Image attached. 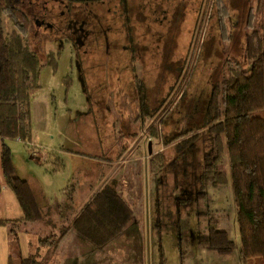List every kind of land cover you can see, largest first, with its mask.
Wrapping results in <instances>:
<instances>
[{"label": "rangeland", "instance_id": "obj_1", "mask_svg": "<svg viewBox=\"0 0 264 264\" xmlns=\"http://www.w3.org/2000/svg\"><path fill=\"white\" fill-rule=\"evenodd\" d=\"M176 20L173 29H160L162 39L135 47L134 58L133 47L121 45L78 57L32 27L22 32L44 67L31 97L32 140H6L17 175L32 182L39 202L77 204L114 176L109 182L134 209L130 232L91 252L96 264H250L241 257L228 151L218 166L225 181L216 184L205 174L216 159L213 133L202 128L193 137L188 130L203 125L228 63L251 69L247 37L264 31V0H188ZM13 29L7 18L6 32ZM176 134L178 142L164 143ZM211 228L229 233L235 250L201 245ZM19 233L12 240L21 256L41 252L45 262L39 233Z\"/></svg>", "mask_w": 264, "mask_h": 264}, {"label": "trees", "instance_id": "obj_2", "mask_svg": "<svg viewBox=\"0 0 264 264\" xmlns=\"http://www.w3.org/2000/svg\"><path fill=\"white\" fill-rule=\"evenodd\" d=\"M15 29L7 33L5 20ZM30 27V19L14 0H0V140L1 167L8 186L15 192L24 211L20 221L34 222L45 216L29 182L16 173L13 152L8 139L32 140L31 97L41 87L44 63L31 49L22 32ZM247 54L251 69L239 61L228 63L225 74L216 82L208 101L202 126L189 129L194 137L204 128L216 142V159L206 167V179L225 181L219 163L228 151L232 184L241 235V257L245 263L264 264V31H252L247 37ZM158 133V130H153ZM186 133V131L184 132ZM178 134L164 143L178 142ZM134 209L114 186L106 184L73 221V228L84 240L103 247L119 237L131 224ZM11 221L14 225L20 222ZM7 221L0 220V223ZM16 232L15 227L11 229ZM18 235L17 233H14ZM54 246L52 237L42 239ZM204 247L227 254L235 250V242L224 230L211 228L201 234ZM47 246V245H46ZM56 246V245H55ZM19 246L13 249L9 264H46L42 253L21 256ZM14 254H18L16 260Z\"/></svg>", "mask_w": 264, "mask_h": 264}, {"label": "flooded vegetation", "instance_id": "obj_3", "mask_svg": "<svg viewBox=\"0 0 264 264\" xmlns=\"http://www.w3.org/2000/svg\"><path fill=\"white\" fill-rule=\"evenodd\" d=\"M25 10L30 27L50 42L74 47L88 57L96 47H135L162 39L188 0H14ZM95 49V50H94ZM112 50V49H111ZM92 52V53H91Z\"/></svg>", "mask_w": 264, "mask_h": 264}, {"label": "crops", "instance_id": "obj_4", "mask_svg": "<svg viewBox=\"0 0 264 264\" xmlns=\"http://www.w3.org/2000/svg\"><path fill=\"white\" fill-rule=\"evenodd\" d=\"M1 151H2V142L0 140V220L7 221L5 223H0V264H9V260L13 252V249L16 247V241L12 240V236L15 235L14 233H19L22 231H25L26 233H33V232L39 233L38 237L40 238V241L42 239L49 237H52L53 240H56L55 242L56 246L54 245L51 247L49 246L50 244L49 241L44 242L45 249L43 250V256L44 254L48 255L45 258V263L47 259H49V262L46 264H96L97 263L96 261L91 260L93 254L91 252L95 253V252L103 251L104 250L103 248H105V246H107L109 243L103 247H98L92 244L91 242H89L88 240H84L81 236L77 234V231L73 228V221L78 216V214L83 210V208H85V206L89 203V201L93 198V196L106 184H110L114 186L115 189H117L126 198L127 195H124L123 191L121 190L122 188L120 186L114 185L112 184V182H109L113 180L114 176L112 178L110 177L107 180V182L94 193V195L90 196L89 200L85 199V202H79L78 204L77 202H75V198H72V200H70L71 203L67 202L64 198L62 200H55V201L42 200V202H39L37 198V191L35 190V187L33 186L32 182L29 181L27 178H24L31 185L45 216L43 217V219L34 222L20 221L21 219L24 218L25 214L15 192L8 186V184L5 181L3 170L1 167ZM40 152L41 151H39V153ZM38 155L39 154L37 153L36 157ZM44 155L45 154H43V156ZM67 204H70V206H74V207L70 210L64 211V207ZM65 216L67 222L65 221ZM15 220H18L20 222L14 225L11 221H15ZM63 221H65L67 224H64ZM13 227H15L17 232L13 233L11 231ZM130 227L131 225H129L122 232L123 234H121L119 237L112 240L111 242L119 239L125 233H129ZM19 235L18 236L15 235V237L18 239ZM45 235L48 236L45 237ZM67 239L68 241H66ZM30 244L32 246V243ZM20 250L22 252L23 249ZM83 251H85V255L88 258V261L85 263L82 262V258L83 256L85 257V255L80 254L78 256V254L82 253ZM52 253H54V256H52L51 258L50 255Z\"/></svg>", "mask_w": 264, "mask_h": 264}, {"label": "built area", "instance_id": "obj_5", "mask_svg": "<svg viewBox=\"0 0 264 264\" xmlns=\"http://www.w3.org/2000/svg\"><path fill=\"white\" fill-rule=\"evenodd\" d=\"M33 148L38 149V148H40V147H38L37 145L34 144V145H33ZM33 148H32L31 150H33ZM31 152H33V151H31ZM33 153H34V152H33ZM34 154H35V153H34ZM36 154H37V153H36ZM36 154H35V155H36Z\"/></svg>", "mask_w": 264, "mask_h": 264}]
</instances>
